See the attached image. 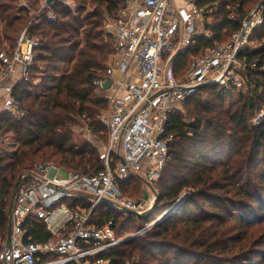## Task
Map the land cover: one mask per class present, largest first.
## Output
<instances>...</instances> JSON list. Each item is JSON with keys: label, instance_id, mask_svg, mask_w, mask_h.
Here are the masks:
<instances>
[{"label": "trees", "instance_id": "16d2710c", "mask_svg": "<svg viewBox=\"0 0 264 264\" xmlns=\"http://www.w3.org/2000/svg\"><path fill=\"white\" fill-rule=\"evenodd\" d=\"M72 1L74 11L63 3L54 6L56 23H37L20 0H0L3 42L14 47L26 26L41 40L34 79L21 81L14 91L25 114L0 115V133L17 145L0 151V249L7 243L18 179L35 163L53 162L87 174L103 170L94 140L107 138L99 119L107 103L97 93L95 79L113 51L104 17L115 14L121 0ZM262 1L210 0L219 4L221 19L212 27L214 39L229 40ZM91 6L95 8L89 10ZM234 11L238 17L232 20ZM254 39L258 47L246 54L258 66L250 71L246 88L202 87L171 114L169 159L157 180L155 211L171 207L185 192L188 196L148 232L111 249L107 257L113 264H264V121L259 126L250 122L264 110V24ZM210 42L200 39L194 51ZM184 108L195 118L187 120ZM83 119L94 140L75 131ZM137 183L135 177L123 181V194L130 186L138 188ZM150 215H122L107 203L95 210L101 224L115 219L120 237L129 233V224L143 221V226ZM31 233L35 241L50 238L41 221Z\"/></svg>", "mask_w": 264, "mask_h": 264}, {"label": "built area", "instance_id": "2783aa9c", "mask_svg": "<svg viewBox=\"0 0 264 264\" xmlns=\"http://www.w3.org/2000/svg\"><path fill=\"white\" fill-rule=\"evenodd\" d=\"M34 1L20 0L37 23H56L57 3L74 10L72 0H41L37 7ZM218 11L219 4L210 0H121L115 14H106L113 51L95 79L96 91L107 103L99 116L108 128V140L98 145L103 170L87 174L39 162L22 173L10 215L9 264H113L107 257L111 249L145 234L181 204L179 200L157 220L122 237L114 218L103 224L95 218L104 203L122 215H133L128 209L145 216L153 205L126 197L121 183L135 177L152 188L160 178L169 159L171 114L202 87L217 85L228 92L246 88L250 71L258 66L246 53L258 47L254 34L264 24V1L225 42L214 39ZM237 17L236 11L229 16ZM200 39L212 42L195 52ZM40 46L29 26L14 47L0 39V115L25 114L14 91L21 81L34 79ZM7 138L0 133V151ZM38 221L48 240L35 241L31 230ZM6 244L0 264H5Z\"/></svg>", "mask_w": 264, "mask_h": 264}, {"label": "rangeland", "instance_id": "374dc122", "mask_svg": "<svg viewBox=\"0 0 264 264\" xmlns=\"http://www.w3.org/2000/svg\"><path fill=\"white\" fill-rule=\"evenodd\" d=\"M74 5V10H76V6L77 4H75V2L73 3ZM90 5V4H88ZM92 8H95V6H91L89 7L88 9L89 10H92ZM73 10V11H74ZM106 16V15H105ZM105 18V17H104ZM177 66V65H176ZM210 97V96H208ZM105 109L106 108H102L101 111H100V115H102L103 113H105ZM183 113L185 116H188V119L187 120H192L193 118L195 117H192L188 112L187 110L184 108L183 110ZM188 114V115H187ZM100 118V117H99ZM264 121V110L262 112H259L256 116H254L252 119H250V122L253 124V126H259L261 123H263ZM87 121L85 119L81 120L80 121V126L76 125L74 127L75 131L77 133H80L82 136H86L88 139H93V133L92 131L89 129V127L87 126ZM101 122V121H100ZM102 124V122H101ZM104 126V125H103ZM105 127V126H104ZM105 130H106V134H107V138L105 139H99V140H94L95 143H97V146L99 145V142L100 143H105L107 140H108V128L105 127ZM6 144L4 145L2 151H12L14 150L17 145L14 144L12 142V139L10 138H7L6 139ZM141 181V180H140ZM135 182H138L137 180ZM138 185V188H132V186H130V188L127 189V191H125V196L128 197V198H131L133 200H137L138 198H143L145 201H147V204L150 205L152 204L154 207L151 208V210L149 211H152L149 219L147 220V223H150L154 220H157L158 218H160V216H162V214L164 213L165 210L161 211V212H157L159 210H156L155 211V205H156V202H157V199H158V193H157V190H158V184L157 182L154 184V186L152 188H150L149 186H147L145 183H143L141 181V183H137ZM190 189H188L189 191ZM188 194L185 192L182 196H181V201H185L186 198H187ZM180 201V202H181ZM147 205V206H148ZM149 207V206H148ZM154 208V209H153ZM168 209V208H167ZM148 211V212H149ZM147 212V213H148ZM157 212V213H155ZM146 213V214H147ZM143 224V221H135L134 223L132 224H129L128 225V228H126L127 230L125 231H129V233L125 234V236L127 235H130V234H133L141 225ZM146 224V223H145ZM127 264H132L130 261L129 263L127 262Z\"/></svg>", "mask_w": 264, "mask_h": 264}, {"label": "water", "instance_id": "95a60500", "mask_svg": "<svg viewBox=\"0 0 264 264\" xmlns=\"http://www.w3.org/2000/svg\"><path fill=\"white\" fill-rule=\"evenodd\" d=\"M52 0H48V2L50 3ZM17 189H18V183L16 185V189H15V193L12 197V200H11V204H10V209H9V213L11 215V212H12V208H13V205H14V201H15V198H16V194H17ZM154 207V206H153ZM154 209V208H153ZM125 212L129 213V214H133V215H136L138 217H143L141 216L139 213H137L136 211H132V210H128V209H125ZM152 213V211H149L145 216H148ZM134 237L131 236V237H128L126 240H124V243L132 240ZM10 239H11V223L9 224V228H8V235H7V251H6V260H5V264H9L10 263Z\"/></svg>", "mask_w": 264, "mask_h": 264}]
</instances>
